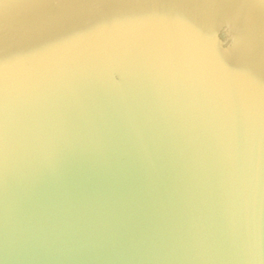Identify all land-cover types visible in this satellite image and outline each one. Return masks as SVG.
I'll use <instances>...</instances> for the list:
<instances>
[{"label":"water","instance_id":"obj_1","mask_svg":"<svg viewBox=\"0 0 264 264\" xmlns=\"http://www.w3.org/2000/svg\"><path fill=\"white\" fill-rule=\"evenodd\" d=\"M0 264H264V0H0Z\"/></svg>","mask_w":264,"mask_h":264}]
</instances>
